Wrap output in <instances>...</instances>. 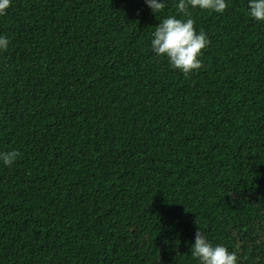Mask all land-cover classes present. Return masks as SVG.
<instances>
[{
	"label": "trees",
	"instance_id": "1",
	"mask_svg": "<svg viewBox=\"0 0 264 264\" xmlns=\"http://www.w3.org/2000/svg\"><path fill=\"white\" fill-rule=\"evenodd\" d=\"M177 0H11L0 15V264H264V21L188 9L185 75L150 47Z\"/></svg>",
	"mask_w": 264,
	"mask_h": 264
},
{
	"label": "clouds",
	"instance_id": "2",
	"mask_svg": "<svg viewBox=\"0 0 264 264\" xmlns=\"http://www.w3.org/2000/svg\"><path fill=\"white\" fill-rule=\"evenodd\" d=\"M150 10L157 15L165 7V0H144ZM11 0H0V15L9 8ZM228 0H177L175 7L183 17L167 15L159 19V23L150 34V47L156 56L167 59L170 67L187 75L201 67L202 50L208 45L207 34L194 27L188 9L208 10L223 13ZM246 14L257 21H264V0H247ZM8 38L0 34V52L8 49ZM19 153L15 149L0 150V164L11 165ZM192 258L199 264H238L237 254L221 243L213 244L198 229L194 242L190 247Z\"/></svg>",
	"mask_w": 264,
	"mask_h": 264
}]
</instances>
